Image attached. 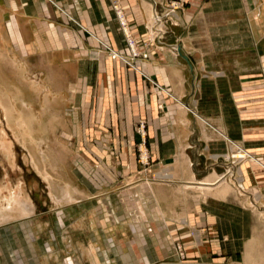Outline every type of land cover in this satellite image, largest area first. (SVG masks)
I'll return each instance as SVG.
<instances>
[{"label": "crops", "instance_id": "0c3cea01", "mask_svg": "<svg viewBox=\"0 0 264 264\" xmlns=\"http://www.w3.org/2000/svg\"><path fill=\"white\" fill-rule=\"evenodd\" d=\"M54 1L65 7L90 34L92 49L88 46L79 51L68 42L66 37L72 33L71 29L75 32L78 28L70 27L65 15H59L57 19L54 7H49L46 2L0 0V44L7 42L8 53L15 57L14 62L23 73L24 83H20L16 77L20 90L15 92L17 96L23 98L27 91L33 98H76L77 88L82 85L80 82L77 86L82 71L80 60L87 55H90V59L97 57L96 61L90 63L98 69V104L95 110L90 114L88 110L87 113L90 130L95 132V127H92L95 119L105 126L114 125L118 130L123 128L124 121L130 125L134 117L136 120L140 117L148 118L151 120L149 131L153 139V160L165 164L169 172L168 175L159 173L157 180L137 181L136 178L135 187L121 192L124 197L136 196V207H129L128 215H124L120 221H112L109 226L102 222L98 224L95 219L97 210H91L89 224L93 239L87 245L83 242L77 244L84 254L83 264H264V219L258 218L252 210L251 197L240 198L236 192L222 197L223 188H215L209 193L214 195L206 193L208 196H205L184 185L189 182L200 183V178L205 177L206 180L211 174H216L219 180L227 179V163L222 159L226 149L222 142L224 139L241 144L264 165V104L257 107L260 111L250 114L259 128L247 124L249 118L242 115L243 106L238 107V112H233V127L228 121L230 113L222 106L214 115L201 108L206 98H264L263 74L255 81L249 75L242 77V91L232 89L230 92L229 89H221L227 85L235 87L230 80L207 78L212 75L208 71L215 70L210 63L212 58L220 53L211 29L220 27L222 23L231 26L235 24L234 32L231 31L226 37L236 40L235 50L241 51L235 59V68L239 71L258 68L264 72V0H192V7L182 18L184 27L181 35L176 37L177 40L173 41V36L154 42L151 40L147 50L149 59L140 63V69L151 81L166 88L167 92L160 96L155 89L150 90V80L140 71L135 72L121 61L112 60L100 50L101 47H97L93 39L96 37L118 54H125V37L113 11V6L118 5L125 16L131 38L144 50L143 43L153 39L147 28L152 5L158 6L167 0ZM216 15L219 18H215ZM216 21L220 24H214ZM203 29L206 36L201 32ZM10 33L18 38V46H13ZM53 34H56L58 44L53 42ZM174 44H177L176 54L172 52ZM254 55L256 62H253ZM19 57L28 61V75L33 72L38 77L39 73L47 71L48 78L40 81L36 78V84L32 82L34 86H31L24 67L17 63ZM198 72L203 73L202 78H199ZM86 80L89 82L88 78ZM41 84L53 91L60 90L66 96L61 94L57 97L49 90L48 93L42 91L39 88ZM142 95H148L146 98H149V105L146 107L139 103L138 98ZM83 98L87 108L92 97L89 94ZM157 98H164L161 102L166 109L164 116L160 115ZM184 99V110L179 109V105L173 107V101L177 100L181 104ZM72 101L70 99V103ZM188 109L200 116L201 121L209 122L214 131L195 121ZM167 110L175 112L172 123L166 115ZM74 113L76 119L78 115ZM72 130L78 140L73 139L69 144L71 160H62L57 165L61 169L55 170L56 176L50 174V180L45 178V173L36 169L41 181L49 185L48 196L51 200L55 197L56 183L66 184L67 192L72 188L86 193L85 189L76 184L78 180L72 163V148L75 145L82 147L84 138L80 131V134L77 133L76 128L72 127ZM128 132L132 133L131 130ZM245 165L241 167L243 171H240L244 172L243 182L249 186L256 185L263 196L264 170L254 166L257 164ZM175 173L177 175L173 177ZM228 179L230 182L231 178ZM230 183L234 190V182ZM135 224L136 236L130 232V226ZM50 225L37 218L34 228L29 225V230L40 236ZM175 240L184 245L187 256L185 261L169 260L171 244ZM26 243L27 247L31 246L35 250L32 256L35 264L60 263L56 256L38 254L37 241L26 239ZM4 252L2 254L0 250V264L9 262ZM23 256L22 263L25 264L27 256Z\"/></svg>", "mask_w": 264, "mask_h": 264}, {"label": "rangeland", "instance_id": "374dc122", "mask_svg": "<svg viewBox=\"0 0 264 264\" xmlns=\"http://www.w3.org/2000/svg\"><path fill=\"white\" fill-rule=\"evenodd\" d=\"M45 2L49 7H54L57 19L59 15H65L71 24L70 27L76 26L78 28L75 32L71 29L72 33H69L68 37H66L68 42L73 46L75 45V49L79 51L89 47L92 49L89 41L90 34L73 18L72 14L54 0L53 2L52 0H42V4ZM191 2L192 0H167L158 6L152 5L153 11H151L150 24H147V28L153 39L146 40L143 43L144 50H141L140 45H137V42L131 38L130 33H127L126 29L129 31L128 26H123L121 23L122 19L125 21L126 19L118 5L113 6V11L120 22L125 37V54H118L96 37L93 40L97 47H101L100 50L105 52L112 60L121 61L128 68L135 70V72L136 70L140 71L150 80L147 74L140 69V63L149 59L147 50L151 40L152 42L154 40H163L167 36H173V41L177 40L176 37L181 35L184 27L182 18L189 7H192ZM118 7L119 13L121 12L122 14L121 19L117 11ZM2 15L4 17V14ZM156 15L159 18L158 23L154 19ZM215 18L219 17L216 15ZM125 24L127 25V22ZM214 24L220 23L216 21ZM222 24H220V27L211 29L220 53L212 58L210 63L215 70L208 71L212 75L207 78L230 80L236 86H223L221 87L222 90L229 89L230 92L232 89H236L235 91H242L243 88L240 86L242 77L249 75L255 81L262 74L264 75V72L258 68H254L252 71H239L235 68V59H237V54L241 51L235 50L234 44L236 40L226 38L231 31L234 32L235 24H232L234 26ZM201 32L206 36L204 29ZM150 34L149 36H151ZM10 35L12 36L13 46H18V38L13 37L11 33ZM52 39L55 44H58L56 34L52 35ZM132 45L134 46L132 47ZM176 45L172 46L174 54L177 53L175 50ZM6 47L8 48L7 42L0 44V89L7 96V98H0V250L2 254L4 250L6 251L4 253L7 254L9 261L4 264H23V255L27 256V263L25 262V264H35L32 258L35 250L31 246L27 247L26 239L32 242L37 241V253L45 257L56 256L60 261L59 264H83L84 254L77 244L83 242L87 245L93 239V235L90 233L91 225L89 224L91 210H97L98 215L95 219L98 224L102 222L109 226L112 221H120L124 215H128L127 209L129 207H136V196L124 197L121 192L135 187L136 178L138 179L137 181L142 179L155 180L160 174L168 175V167L165 164L162 165L160 161L154 162L153 160L151 150L153 139L149 131L151 120L148 118L140 117L136 120V117H134L130 125L124 121L123 128L118 130L114 128V125L105 126L95 119L96 122L92 125V127H95V132L93 133L90 130L88 116L91 111L96 109L98 104V69L90 64L92 61L97 60L96 56V58L90 59V55H87L79 62L82 71H80V79L77 86L80 82L82 85L77 88L76 98H33L27 91L23 98H19L15 93L20 91L16 77L20 83H24L23 73L14 62L15 57L8 53ZM114 53L118 55L117 59L112 58ZM24 57L26 58L27 55L24 54ZM255 57L254 55L253 62H256ZM19 58L17 63L24 67L28 76L27 80L31 82V86L33 83L36 84V78H38V81L48 78L47 71L39 73L38 77L33 72L28 75V61L22 60L21 57ZM46 61L49 63L47 57ZM202 74V72H198L199 78H202ZM86 78L89 79V82H87ZM188 79H191L190 74ZM148 82L150 90L155 89L158 96L167 92L166 88L159 86L158 83L151 80ZM35 88L37 89L36 86ZM39 88L47 93L49 90L52 95L57 97L64 94L60 90L53 91L44 84H41ZM249 89L247 88V90ZM89 94L90 98L92 97L90 99L91 103L90 106L87 104L86 108L83 96H89ZM64 95L66 96V94ZM147 96L142 95L138 98L141 106L146 107L149 105ZM70 99L73 100L71 103ZM157 101L158 108L161 111L160 115L163 114L162 116H164V110L166 109L163 107V103L161 104L164 98H157ZM237 101H240V103L238 102L235 105ZM182 103L179 104L175 100L173 101V107L179 105V109L184 110L185 99L182 100ZM260 104H264V98L226 97L206 98L202 106H200L205 112L213 115L222 106L226 112L230 113L228 121L231 127L235 125V123L233 124V121H235L233 112H238V107L243 106L242 115L249 118L247 124L252 125L253 128H259L256 120L252 119L254 117L250 118V114L258 111L260 108L257 107H260ZM88 110L89 114H87ZM188 110L195 121H199L209 130L214 131L209 122L206 120V123L201 121L200 116L194 115L192 109ZM72 111L77 112L78 116H76V119L75 113ZM174 114L175 112L167 110L166 115L170 123L173 122ZM72 127L76 128L77 133L80 131L81 137L84 138L82 147L75 145L72 148V163L74 164V175L78 180L76 184L85 189L86 193L77 192L72 188L70 192H67L66 184L58 185L56 183L54 188L55 197L54 200H51L48 196L49 185L41 181L40 177L37 176L38 172L36 169L41 173H45V178L49 179L50 174L57 175L55 170L61 169L57 165L62 160L63 162L71 160L69 144L73 142V139L78 140V137L73 135ZM129 130L132 131L131 134H129ZM222 142L226 148L222 159L227 163L226 174L228 176L227 179L222 178L223 180H219L218 178V180H222V182L226 180L231 186L225 185L228 189L223 190L224 193H221L222 197H225L230 192H236L237 197L240 198L251 197L253 202L252 210L257 214L258 218L264 219V195L262 196V192L258 190L256 185L249 186L245 184L243 182L244 172H242L243 174L240 172L243 171L241 167L248 163L257 164L254 166L263 170L264 165L256 159L257 156L251 155L252 153L241 144L232 140L230 142L227 139L222 140ZM234 144L242 148L243 151L251 156V159L235 158L240 150L235 148L236 145ZM176 175V173L172 174L173 177H176ZM228 177L231 178L230 182L235 184L234 190ZM130 178H133V181ZM204 178H200L201 180L199 179L198 182L204 181ZM133 182L135 184L132 185ZM50 183L51 185L53 184L51 181ZM190 183L184 184L186 188L192 186ZM199 192L208 196L204 191ZM209 195H214V193ZM17 198L21 200L18 208L16 207ZM239 202L240 200H238ZM37 218L51 224L48 230L40 236L29 230L30 226L34 228ZM26 226L27 228H25ZM130 232L136 236V224L130 226ZM139 249L141 250L142 248L140 247ZM171 250L172 253H170L169 260H179L181 262L187 259L182 242L176 240L172 242ZM162 256L166 255L162 254Z\"/></svg>", "mask_w": 264, "mask_h": 264}, {"label": "bare ground", "instance_id": "6f19581e", "mask_svg": "<svg viewBox=\"0 0 264 264\" xmlns=\"http://www.w3.org/2000/svg\"><path fill=\"white\" fill-rule=\"evenodd\" d=\"M120 15H122L121 14V12H120ZM155 18L154 19H156V16H154ZM157 20V19H156ZM122 21H123V23L125 24L126 23V21L124 20V19H122ZM158 23V22H157ZM125 26H127L126 24H125ZM127 30V33L129 34V31H128V29H126ZM130 37V36H129ZM130 39V38H129ZM34 46H36L37 47V45L36 44H34ZM113 55H117L116 53H114ZM118 58V55L116 56V58L115 59H117ZM0 98H7V96H5V93H4V91H2L1 89H0ZM49 98V97H48ZM65 102V101H64ZM235 145V144H234ZM236 148L238 149V150H240V152H239V154H238V156H235V158H239V159H246V158H250L251 159V156H249L245 151H243L242 150V148H240V147H238L237 145H236ZM218 180V177L216 176V174H214V175H212L210 178H208V179H206V180H204V181H202V182H200V183H190V184H192V186H188L187 188L188 189H195V190H197V191H204L205 193H211V192H213L214 191V189L215 188H223L224 187V191L226 190V189H228V187H226L225 185L227 184L226 183V181L225 182H222V180L221 181H217ZM222 182V183H221ZM195 185V186H194ZM222 190V191H223ZM17 201H16V207L18 208V204H19V206H20V204H21V200H18V198L16 199ZM11 210V209H10Z\"/></svg>", "mask_w": 264, "mask_h": 264}, {"label": "built area", "instance_id": "2783aa9c", "mask_svg": "<svg viewBox=\"0 0 264 264\" xmlns=\"http://www.w3.org/2000/svg\"><path fill=\"white\" fill-rule=\"evenodd\" d=\"M117 11H118V13H119V7H118V10H117ZM119 16H120V19H121L122 16L120 15V13H119ZM156 17H157V18H156V19H157V22H159L158 15H156ZM121 23L123 24V26H125V24H124L122 21H121ZM133 46H134V45H132V47H133ZM116 56H117V55H113L112 58L115 59ZM144 153H145V151H144Z\"/></svg>", "mask_w": 264, "mask_h": 264}]
</instances>
